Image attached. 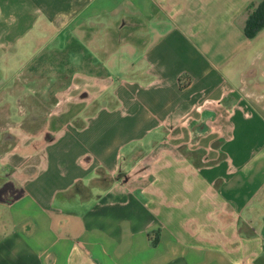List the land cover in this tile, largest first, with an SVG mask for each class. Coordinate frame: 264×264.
Here are the masks:
<instances>
[{"label": "crops", "instance_id": "0c3cea01", "mask_svg": "<svg viewBox=\"0 0 264 264\" xmlns=\"http://www.w3.org/2000/svg\"><path fill=\"white\" fill-rule=\"evenodd\" d=\"M261 1L0 0V264H264Z\"/></svg>", "mask_w": 264, "mask_h": 264}, {"label": "trees", "instance_id": "16d2710c", "mask_svg": "<svg viewBox=\"0 0 264 264\" xmlns=\"http://www.w3.org/2000/svg\"><path fill=\"white\" fill-rule=\"evenodd\" d=\"M263 27H264V0H262L257 5V7L254 8L249 13L245 21L244 33L248 38H253ZM38 105L41 106L40 103ZM43 105L41 107H44ZM156 243H157V239H155L152 242V244H156Z\"/></svg>", "mask_w": 264, "mask_h": 264}, {"label": "rangeland", "instance_id": "374dc122", "mask_svg": "<svg viewBox=\"0 0 264 264\" xmlns=\"http://www.w3.org/2000/svg\"><path fill=\"white\" fill-rule=\"evenodd\" d=\"M251 11H252V10H251ZM251 11H250V12H251ZM260 38H261V37H260ZM261 39H262V38H261ZM263 39H264V38H263ZM259 41H262V40H259ZM12 112H14V113L16 112V108H15V107L13 108V111H12ZM13 119H14V120L19 119L18 115H14V118H13ZM146 155H147V154H138V155H137V158H140V159H143L144 157H148V158H149V156H146ZM146 160H147V159H146ZM146 160H144L145 163H146L147 161H149V160H147V161H146ZM145 168H146V167H145Z\"/></svg>", "mask_w": 264, "mask_h": 264}, {"label": "flooded vegetation", "instance_id": "af4514ba", "mask_svg": "<svg viewBox=\"0 0 264 264\" xmlns=\"http://www.w3.org/2000/svg\"><path fill=\"white\" fill-rule=\"evenodd\" d=\"M46 103H50V101H49V102H46ZM9 139H10L9 135L4 134V135L2 136V138H1V141H2V142H5V141H7V140H9Z\"/></svg>", "mask_w": 264, "mask_h": 264}]
</instances>
